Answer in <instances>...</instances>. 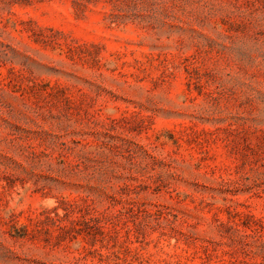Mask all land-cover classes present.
Wrapping results in <instances>:
<instances>
[{
  "label": "rangeland",
  "instance_id": "rangeland-1",
  "mask_svg": "<svg viewBox=\"0 0 264 264\" xmlns=\"http://www.w3.org/2000/svg\"><path fill=\"white\" fill-rule=\"evenodd\" d=\"M0 264H264V0H0Z\"/></svg>",
  "mask_w": 264,
  "mask_h": 264
}]
</instances>
